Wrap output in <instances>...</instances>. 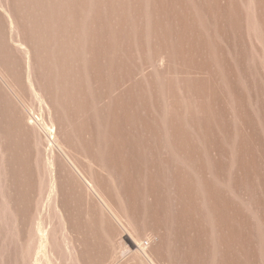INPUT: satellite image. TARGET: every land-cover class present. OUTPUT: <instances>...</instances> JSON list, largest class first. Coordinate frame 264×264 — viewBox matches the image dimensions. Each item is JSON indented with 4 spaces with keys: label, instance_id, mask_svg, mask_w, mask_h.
<instances>
[{
    "label": "rangeland",
    "instance_id": "1",
    "mask_svg": "<svg viewBox=\"0 0 264 264\" xmlns=\"http://www.w3.org/2000/svg\"><path fill=\"white\" fill-rule=\"evenodd\" d=\"M0 264H264V0H0Z\"/></svg>",
    "mask_w": 264,
    "mask_h": 264
}]
</instances>
